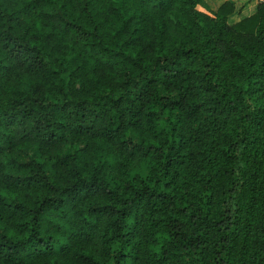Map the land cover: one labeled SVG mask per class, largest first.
Here are the masks:
<instances>
[{
	"label": "trees",
	"instance_id": "obj_1",
	"mask_svg": "<svg viewBox=\"0 0 264 264\" xmlns=\"http://www.w3.org/2000/svg\"><path fill=\"white\" fill-rule=\"evenodd\" d=\"M235 10L0 0V264H264V0Z\"/></svg>",
	"mask_w": 264,
	"mask_h": 264
},
{
	"label": "crops",
	"instance_id": "obj_2",
	"mask_svg": "<svg viewBox=\"0 0 264 264\" xmlns=\"http://www.w3.org/2000/svg\"><path fill=\"white\" fill-rule=\"evenodd\" d=\"M212 10H217L225 1L236 4V10L229 16V22L235 23L252 15L256 10L260 0H205ZM200 9L207 11L200 6Z\"/></svg>",
	"mask_w": 264,
	"mask_h": 264
},
{
	"label": "rangeland",
	"instance_id": "obj_3",
	"mask_svg": "<svg viewBox=\"0 0 264 264\" xmlns=\"http://www.w3.org/2000/svg\"><path fill=\"white\" fill-rule=\"evenodd\" d=\"M208 3V2H207ZM210 7V6H209Z\"/></svg>",
	"mask_w": 264,
	"mask_h": 264
}]
</instances>
